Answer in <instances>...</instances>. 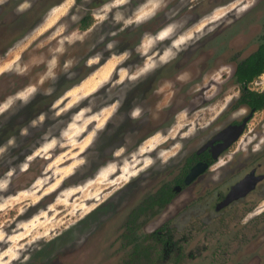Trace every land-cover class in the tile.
I'll return each mask as SVG.
<instances>
[{
  "label": "rangeland",
  "instance_id": "obj_1",
  "mask_svg": "<svg viewBox=\"0 0 264 264\" xmlns=\"http://www.w3.org/2000/svg\"><path fill=\"white\" fill-rule=\"evenodd\" d=\"M263 38L264 0H0V105L12 100L0 113V264H149L135 243L164 252L150 251L153 264H264V199L241 217L217 209L219 188L264 171V110L137 233L124 229L145 195L249 115L230 108L234 71ZM250 88L264 91V73ZM165 225L173 234L151 236Z\"/></svg>",
  "mask_w": 264,
  "mask_h": 264
},
{
  "label": "flooded vegetation",
  "instance_id": "obj_2",
  "mask_svg": "<svg viewBox=\"0 0 264 264\" xmlns=\"http://www.w3.org/2000/svg\"><path fill=\"white\" fill-rule=\"evenodd\" d=\"M90 16L91 15H85L81 18V20L79 21L80 30H87L89 28L87 27L86 29H83L82 24L86 20L87 17L91 19ZM91 25H92V20L89 26ZM139 41L140 39H137V42H138L137 45L140 44ZM236 101L231 105L230 107L231 109L237 108L235 107ZM252 114L253 112L249 109V115L246 116L245 118L247 117L250 118V115ZM249 118L244 123L242 133L240 134L238 138L234 140V142L242 136ZM244 119L238 122H234L233 124H231V126H237V127L240 126L242 122L244 121ZM219 134H221V132L215 135L218 136ZM215 135L211 137L212 140L210 138L205 144H203V146L199 150H197L195 153H193L189 158H187L183 162L178 174L175 176L173 180L166 182L158 191H154L153 194L152 193L147 194L144 196L143 199H141L140 201L141 204L139 203V205L133 209V210L135 209L138 210V212H136L135 214L136 223L139 220V217H141L142 214L144 212H147L149 209L157 210V209L165 208L171 202L173 196L176 195L177 192L179 193L182 190H184L186 183L190 182V181L186 182L185 178L191 173V171H193L192 177L193 178L197 177V173L198 171H201L202 167H206V168L210 167V165L213 163L215 159L214 156L218 158L220 154H222L223 152H225V150H227V147L225 149L220 148L219 145L221 143H224V140L221 137L214 140V138L216 137ZM234 142H232L228 147L233 145ZM261 168L262 167L259 166V168L250 167L248 169L246 168L243 169L240 174L236 175V180L229 186L228 191L223 193L222 196L220 195L222 190H220L219 188L218 202H217L218 212L223 213L228 210L227 213L229 212L233 216L237 217L239 215L241 217V215H245V214L250 215L253 212V210L256 209L257 204L264 199V171H262ZM197 169L199 170L197 171ZM258 169L259 171L260 170L261 171L259 172ZM244 181H247L248 183H245ZM255 194L257 196L253 198ZM252 199H256V200L253 201ZM140 206H141L142 211L139 210ZM258 215L262 217L264 216V212H260V214ZM253 218H255L254 214L250 217V220H252ZM130 219L131 218L129 215L128 220ZM127 222H126V226H124L125 232L127 234L129 233L128 235H131L132 232L137 233V228H136L137 225L134 229H132L130 226L128 227ZM154 231L155 232L151 233V235H154L155 233V236H156V233L160 235L173 234L174 230L172 229V226L165 225V226H161L157 228ZM126 238L128 239V237ZM159 238H162V237H159ZM136 244L137 243L133 245L132 252ZM140 245L141 244H138V246ZM144 246L149 248V253L150 251H154L153 253H155L156 247L152 248L151 246H148L147 244ZM161 246H162V243H161ZM135 258L136 257L134 256V259Z\"/></svg>",
  "mask_w": 264,
  "mask_h": 264
},
{
  "label": "trees",
  "instance_id": "obj_3",
  "mask_svg": "<svg viewBox=\"0 0 264 264\" xmlns=\"http://www.w3.org/2000/svg\"><path fill=\"white\" fill-rule=\"evenodd\" d=\"M90 23H91V19L87 17L86 20L82 24V28L86 29L87 27H89ZM263 73H264V38L262 39V43L259 45L255 54L251 58L240 61L236 65V69L234 72V78H235L236 83L239 85L240 95L236 101L235 107L245 105L253 113L264 110V91L258 92L250 88V85L253 84V82L257 80L260 77V75H262ZM139 210L142 211L141 206ZM136 212H138L137 209L132 210L130 214L131 219L128 220L127 222L128 227L129 226H131V228H133L134 226L136 227V224H135L136 223V219H135ZM151 236L155 237V235H151ZM138 244H141V243H137L134 246L131 256H133V258L135 256L136 257L135 259H137L139 263H142V262H148L149 264H153V262L156 263L155 260H157V258L155 259L153 257V260L148 259L150 255L149 248L145 247L143 244L138 246ZM164 244L165 243H163L161 247H163ZM162 253L164 252H161L160 250L155 251V254H158V257H160V255L163 256ZM165 254L173 257L172 252H167ZM174 258L176 260H179V258H176L175 252H174Z\"/></svg>",
  "mask_w": 264,
  "mask_h": 264
},
{
  "label": "clouds",
  "instance_id": "obj_4",
  "mask_svg": "<svg viewBox=\"0 0 264 264\" xmlns=\"http://www.w3.org/2000/svg\"><path fill=\"white\" fill-rule=\"evenodd\" d=\"M125 2H126V0H117V3H121L122 4V3H125ZM24 7H26V5H22L21 6V9H23ZM117 19L119 20L120 17L117 16ZM141 19H143V17H139V16L137 17V20L138 21L141 20ZM171 31H172V26H169L165 30V32H163L161 35H167ZM108 47L111 48L112 45L109 44ZM91 62L92 61L90 60L89 63H91ZM54 65H55V61H53V65L52 66H54ZM71 67H72V61H67L65 63V68L68 69V68H71ZM152 67H153L152 64H146L145 67L143 69H141V72H147ZM48 76H53V73L51 71V68L49 69ZM123 79H124V77L121 76V80H123ZM131 79H133V80L136 79V76L135 75L132 76ZM51 91H52L51 89L47 90L46 94H50ZM35 93H36V88L35 87H28L25 91L18 93V98L21 99L22 101H24L25 104H27V103L30 102V99L34 97ZM11 103H12V100L9 99L3 105H0V113H2L5 109H7ZM117 106H118V104H113L112 105V110L114 111L117 108ZM141 111L142 110L139 107L133 108L132 111H131V113H130L131 118L132 119L139 118L140 115H141ZM39 119L42 121L44 119L43 115H41L39 117ZM33 123H35V121H33ZM23 132H26V130H23L22 131V134H23ZM11 143H13V141L10 140L9 141V144H11ZM3 150L4 149L0 148V152H3ZM82 162L83 161H81V163ZM2 187H4V184L3 183H0V188H2Z\"/></svg>",
  "mask_w": 264,
  "mask_h": 264
},
{
  "label": "water",
  "instance_id": "obj_5",
  "mask_svg": "<svg viewBox=\"0 0 264 264\" xmlns=\"http://www.w3.org/2000/svg\"><path fill=\"white\" fill-rule=\"evenodd\" d=\"M248 118L249 117L245 118L240 126H238V127L237 126H230V127L226 128L225 130H223V132H221V134H219L218 136H216L214 138V140H215V139L221 137L224 140V143H221L219 145L221 149H225L226 147H228L236 138H238L240 136V134L242 133V130H243L244 123L247 121ZM214 157H216V156H214ZM190 176H192V175H190ZM244 182L248 183L247 181H244Z\"/></svg>",
  "mask_w": 264,
  "mask_h": 264
}]
</instances>
